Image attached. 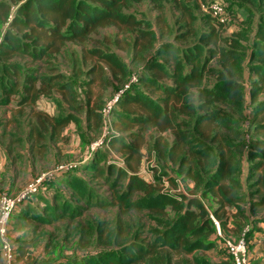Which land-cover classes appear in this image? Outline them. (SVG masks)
<instances>
[{"label": "trees", "instance_id": "obj_1", "mask_svg": "<svg viewBox=\"0 0 264 264\" xmlns=\"http://www.w3.org/2000/svg\"><path fill=\"white\" fill-rule=\"evenodd\" d=\"M126 1L0 0V107L15 114L16 110L11 107L13 102L20 106L19 114L28 111V118H34L36 122H29L31 134L27 138L31 144L27 151L30 154H16L14 158L16 162L25 154L31 157L33 179L40 172L35 170L34 162L43 160L48 152L47 147L38 143L46 140L47 134L54 138L62 136L74 119L68 115L55 118L34 110V104L53 91L59 92L70 104L77 99L66 84L52 83L59 76H42L37 70L31 73L28 68L23 71L15 58L28 57L36 62L49 57L53 61L54 54L61 53L65 43L76 42L82 47L90 34L98 28L110 26L125 39L127 34L133 33L126 44L138 56L149 48L153 50V57L136 76L139 84L158 94L157 98L136 92L127 101L122 93L116 102L120 120L113 122L112 126L117 131L133 130L130 133L133 140H119L117 146L110 139L107 143L124 159V165L117 170L110 188L127 177L125 190L114 194L109 201L120 210L118 216L110 223L97 221L95 231L93 222L90 232L87 224L82 225L72 234L70 231L65 233L61 240L60 232L51 233L43 254L55 257L54 264H233L226 253L222 255L223 260L211 261L201 251L210 249L217 241L223 246L212 216L218 221L224 237L232 239L238 238L246 224L252 221L246 233L248 252L256 223L264 221V6L259 5L264 0H228L233 7L228 5L227 8L226 2L219 0L225 9V20L220 22L207 13V29L203 28L199 36V40L207 45V55L201 60L200 47L196 43L186 45L187 48L179 54L172 42L159 40L169 36L164 11L166 2L171 1L179 14L178 23L184 27L183 33L172 34V39L187 43L197 34L193 28L197 21L195 11L204 8L210 0H147L156 12V25L166 27L159 31L158 38L152 30L139 28L132 13L122 11ZM14 6L16 12L12 15ZM235 6L248 12L246 23L252 22L250 24L255 26V39L248 35L247 28L231 36L224 35L223 29L230 20L240 17ZM4 23L7 27L1 32ZM96 54L98 62L106 63L114 74L118 73V66L123 65L114 55ZM166 62L171 67H167ZM96 66L90 70L93 76L98 74ZM129 73L125 69L120 75L129 80ZM81 106L89 130L99 136L104 104L97 107L85 100ZM81 106L77 103L74 111H81ZM114 109L116 107L111 110ZM3 117L4 114L0 113V122ZM149 129L154 136L151 147L156 151L157 159L165 164L163 174L168 176L172 188L169 191L173 192L170 197L162 195L163 190H168L164 189V182L156 185L138 175L143 155L142 134ZM7 135L5 130L0 134L2 137ZM96 150L86 155L76 168L83 166L85 171L98 172L101 167ZM173 172L184 173V180L191 184L187 195L174 190L176 181L169 175ZM68 173L67 170L55 175L58 180H64ZM68 178L64 181L71 185V189L79 186L80 180L73 184ZM105 179L108 182L109 175H105ZM56 181L45 177L41 182L53 186ZM137 193L141 197L130 201ZM56 194L55 190L52 191L42 200V205H33L30 201L32 195L23 199L16 208L19 210H15L21 213L14 221V229L19 228L20 223L27 226L32 221L46 224L69 221L88 208L99 207L88 201L85 208L79 206V211L67 213L70 208L67 201H63L61 207L50 204ZM80 198H84V193ZM207 203L211 206L208 207ZM31 208L41 214L33 215L36 220L28 215ZM122 208L136 211L137 218L129 215L132 220L123 223L121 216L126 212ZM15 211L11 218L15 217ZM7 237L15 254L18 253V259L37 261L29 253L24 255L26 248L33 246L32 240L18 239L21 245L14 247L9 225ZM74 241L81 251L85 252L90 244L97 249L89 251L91 255H80L78 250L74 253L70 250ZM197 251L199 255L195 254ZM53 257L48 258L49 262Z\"/></svg>", "mask_w": 264, "mask_h": 264}, {"label": "rangeland", "instance_id": "obj_2", "mask_svg": "<svg viewBox=\"0 0 264 264\" xmlns=\"http://www.w3.org/2000/svg\"><path fill=\"white\" fill-rule=\"evenodd\" d=\"M226 8L227 6H232L228 0H224ZM260 6H264V2H259ZM254 8V7H253ZM240 13V17L238 20H230V23L226 25V29H223L224 35H233V33H240L241 30L248 29V35H252L251 39H255V35L253 34L255 26L250 24L252 22L246 23V19L249 17L248 12L243 8L234 7ZM122 11L124 13H132L134 18L138 21L139 28L150 29L153 33L159 36V31L164 30L166 27L161 25L160 27L156 25L155 17L156 12L152 10V5L148 3L147 0H127L126 4L122 7ZM165 21L167 26L169 27L166 32L169 34L168 37L163 40L160 39L162 43L172 42V44L179 49V54L181 50H185L186 45H190L196 43L195 45H199V53L200 60L203 59L207 55V45L199 40V36L201 35L200 31L206 28L205 19L207 17V11L202 7L200 10H196L197 21L194 22V30H197V34L191 36L187 43H181L175 39H172V34L181 35L183 33V26L178 23L179 14L177 10L173 8L171 1L165 3ZM16 12V7L14 6L12 9V15ZM203 21V22H202ZM224 22V21H223ZM245 22V23H244ZM244 23V24H243ZM205 24V25H204ZM226 24V22H225ZM232 25V26H231ZM7 27V23H4L1 28V32L3 29ZM192 28V29H193ZM207 29V28H206ZM199 30V31H198ZM254 35V37H253ZM133 36V33H129L125 36L122 34L117 35V30L114 27H103L98 28L95 32L90 34V36L85 40L84 46L78 45L76 42H67L65 43L61 53H55L53 57V61L51 58H43L40 61H32L28 57H16L15 61L19 62L23 71L25 68L29 69L31 73L33 70H37L39 74L46 77H56L52 83L58 84H66L68 89L73 93V97L77 100L73 104L68 103L67 100L61 97L59 92L53 91L50 94H47L45 97H40V99L34 104V110H39L46 112L50 115H53L55 118H59L65 115L73 116L72 122L68 124L65 128L62 136L58 138H54L47 134L45 137L46 140H42L38 144L44 145L47 147L48 152L43 160L36 163V170L40 171L38 177L35 179L29 178L26 179L27 172V162L25 158H27V154L25 156H21L17 158L16 163L13 164V158H15L16 154L25 153V147H27L30 142L27 137L31 134V129L29 128L30 123H36L34 118H28L27 113L23 112L19 114L17 111L20 109V106L15 105L12 102L11 107H14L16 110L15 114L12 110H7L8 108L0 107V113L4 114L0 122V134L5 130L7 131V136H0V201L3 196H7L12 199H16L22 193H25L29 187L33 189L32 192H27L28 195L26 198H31L30 201L33 205H42V200H45L49 197L52 191H56L57 194L52 196V202L50 204L57 205L61 207V203L63 201H67L70 206L67 213L69 211H79L80 207L85 208V204L88 201L91 205L96 203L99 207H92L86 209L84 212H81V215L75 216L69 221H57L51 222L49 224L46 223H32L30 225H23L20 223L19 228H15V224H9V234L11 239L14 242V247H19L21 245V240H32L33 246L30 248H26L27 252L24 255L30 254L33 259L37 261H28L27 259H18V253L15 254L16 258L14 260V264H54L55 257L51 254L45 256L43 254V247L48 240L49 235L55 234L56 232H60L61 236H59V240L62 239L65 233L70 231L72 232L82 225H86L89 228V232L91 231V222L94 224V230H96L97 221H103L105 223H110L114 220L120 212L118 207L109 204L110 199L114 194H120L125 190L127 177L121 178L122 181L116 183L114 188H110L111 184L114 182L117 170L120 169L124 165V159L122 154L116 153L111 145L100 143V139L103 135L110 136V140L114 141L113 145L120 144V141H132L133 138L130 136L132 131H117L113 128V122H116L119 119L118 117V106L116 103L113 104L114 97L119 93L123 92V96L125 100H130L132 94L136 92H142L148 95L151 98H157L158 94L153 93L149 88L143 87L142 84H139L137 81V72H142L147 65V61L153 57V50L147 49L142 54V56H138L135 51L131 50V46H127V40ZM158 40V39H156ZM157 42V41H156ZM244 42V40H242ZM158 44V43H157ZM247 45H250L248 43ZM127 46V47H126ZM123 47V48H122ZM125 47L127 50H124ZM107 53L110 55H114L123 65L118 66V73H113L109 66L100 61L98 62L96 53ZM145 53V54H144ZM89 55V57H87ZM140 57V58H139ZM93 65H97L98 68L97 73L93 76V73L90 72ZM167 67H171L169 62H166ZM126 69V72H130L129 80H125V77H121L120 74H123V71ZM147 74V72H146ZM253 76V75H252ZM255 77H252L254 80ZM89 84V85H88ZM127 93V95L125 94ZM17 99V98H14ZM19 99V98H18ZM87 103H91L92 105H97V107L104 104V111L108 109V105H110L109 112L106 111L103 118V127L101 129V133L98 136L93 133V131L89 130L87 123L85 122V114L83 112L82 103L84 101ZM81 106V111H74L75 106ZM112 107H116L114 111H112ZM30 110L32 108H29ZM32 115V114H31ZM8 121V122H7ZM43 131V130H42ZM41 131V132H42ZM168 135V134H167ZM142 139V160L141 165L138 171V175L145 181H148L153 184L161 185L164 182V189L162 195L170 197L169 191L172 190L170 188V184L168 182V176L163 174V170L165 168V164L157 159V153L151 146L153 145V131L151 129L145 131ZM171 139V136H168ZM99 143V148L96 150V154L99 158L100 169L98 172L90 173L81 168H76L79 165L80 161L87 155L89 156L91 149ZM23 155V154H21ZM26 164V165H25ZM108 167L109 173H108ZM14 168V169H13ZM169 171L171 168L168 167ZM13 170V171H12ZM68 170L69 177L73 184L75 182L79 183V186L71 189V185L65 183L64 180H58L55 173H62ZM167 170V171H168ZM12 173L17 174L18 177L15 179L10 177ZM165 171V170H164ZM105 175H109L108 182H106ZM169 175L176 181L175 191H182L184 195L188 194L189 184L188 180H184V173H169ZM8 177V178H7ZM48 177L50 181H56L53 186L44 185L41 181L43 178ZM13 189V190H12ZM86 189V190H85ZM167 192V193H166ZM9 193V194H8ZM36 193V195H33ZM84 193V198H80V194ZM140 193H137V196L131 197L130 201H134L138 199ZM106 200V201H104ZM49 204V205H50ZM208 207L211 204H206ZM34 207V206H33ZM36 207V206H35ZM40 208L43 206H39ZM87 207V206H86ZM66 211V210H65ZM122 211H125L126 214L121 216L124 220L130 222L132 220L131 217L137 218V213L134 210H127L122 208ZM21 212H16L15 216H18ZM36 213L41 215L38 211L31 208L29 216H33ZM130 215V216H129ZM254 215H259L255 213ZM15 218H10V221ZM33 220H36L33 216ZM252 221H249L246 224L247 227H251ZM14 225V226H13ZM216 227V226H215ZM92 231V232H93ZM218 235V233H217ZM68 236V235H66ZM221 237H224V232L221 231ZM75 237V236H74ZM228 238V237H227ZM11 243V240H9ZM221 241L215 242L214 246L206 251H201V254H204L211 261H221L223 260L224 245L221 247ZM249 244L252 247H256V249H262L260 252L259 258L264 259V222H260L255 226L254 233L252 238L249 240ZM251 247V248H252ZM250 248V249H251ZM252 248V249H253ZM1 249V242H0ZM59 249V248H57ZM86 251H81V249L77 248L76 242L74 241L70 245V250H73L74 253L76 250L80 255L86 254L91 255L89 251L97 249L93 244L87 246ZM257 250H251L249 252L251 264L263 263L256 262V255L254 252ZM196 255H199L200 252H195ZM22 257V256H20ZM53 257L54 259L49 262L48 258ZM252 257V258H251ZM41 262V263H39ZM0 264L3 263L2 251L0 250Z\"/></svg>", "mask_w": 264, "mask_h": 264}, {"label": "built area", "instance_id": "obj_3", "mask_svg": "<svg viewBox=\"0 0 264 264\" xmlns=\"http://www.w3.org/2000/svg\"><path fill=\"white\" fill-rule=\"evenodd\" d=\"M210 15L215 17L220 22L225 20V9L223 4L219 0H210L207 2V5L204 7ZM123 92H119L113 99V104L116 103ZM110 105H108V109L106 110L109 112ZM103 109V118L106 113ZM100 139V143L107 144L109 141V136H102ZM99 143L91 149V152L95 151L99 148ZM33 189L29 187L25 193H22L16 199L9 198L7 196H3L0 201V242H1V251H2V258L4 264H12L15 260V251L13 250V244L9 242L7 237L8 225L10 224V218L14 211L19 210L16 209L23 201L26 199L28 195L27 192H32ZM15 211V212H16ZM212 220L216 226V233L221 235V230L218 221L212 216ZM249 227H245L241 234L236 239L222 237L223 245L225 249L226 255L231 257L233 264H251L250 256L248 252V240L246 237V233L248 232ZM221 237V236H220ZM258 264H264L258 263Z\"/></svg>", "mask_w": 264, "mask_h": 264}, {"label": "crops", "instance_id": "obj_4", "mask_svg": "<svg viewBox=\"0 0 264 264\" xmlns=\"http://www.w3.org/2000/svg\"><path fill=\"white\" fill-rule=\"evenodd\" d=\"M27 139H28V138H27ZM28 140H29V142H30V144H31V140H30V139H28ZM30 144H29L27 147H25V149H26V150H25V153H26V152L28 153L27 150H28V147L30 146ZM23 154H24V153H23ZM28 154H30V153H28ZM43 159H44V158H43ZM25 160H26V162L28 163V164H27V167H26L25 170H27V172H29V174H26V176H27L26 179H29V178H31V175H32V171H31V170H32V168H33V164H32L33 162L31 161V157H28V156H27V158H25ZM39 161H41V160H38V159H37V160L34 162L35 170L37 169V168H36V163L39 162ZM12 163H13V164L16 163V162L14 161V158H13ZM25 165H26V164H25ZM13 169H14V168H13ZM12 171H13V170H12ZM12 171H11L10 177L13 178V179H15V178H16V174L12 173ZM37 171H38V170H37ZM17 177H18V176H17ZM7 178H8V177H7ZM12 190H13V189H12ZM18 216H19V215H18ZM18 216H15L14 218L17 219ZM260 222L263 223L264 221H262V220H261V221H258V222L256 223V225H258ZM12 223L14 224V221H13ZM252 248H253V247H252ZM252 248L250 249V251H251V250H252V251H253V250H257L256 247H254L253 249H252ZM261 251H262V249H261ZM261 251H260V249H258L257 251L254 252V255H256V262H261V261L263 262V261H264V259H262V258L260 259V258H259V256H260V252H261ZM251 258H252V257H251Z\"/></svg>", "mask_w": 264, "mask_h": 264}]
</instances>
